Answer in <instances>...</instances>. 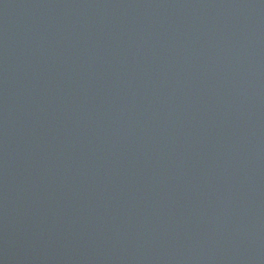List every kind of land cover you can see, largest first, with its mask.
<instances>
[{"label":"water","instance_id":"1","mask_svg":"<svg viewBox=\"0 0 264 264\" xmlns=\"http://www.w3.org/2000/svg\"><path fill=\"white\" fill-rule=\"evenodd\" d=\"M0 264H264V0H0Z\"/></svg>","mask_w":264,"mask_h":264}]
</instances>
